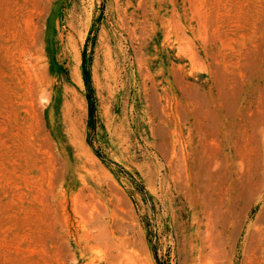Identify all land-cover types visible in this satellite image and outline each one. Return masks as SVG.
Here are the masks:
<instances>
[{
	"label": "rangeland",
	"instance_id": "374dc122",
	"mask_svg": "<svg viewBox=\"0 0 264 264\" xmlns=\"http://www.w3.org/2000/svg\"><path fill=\"white\" fill-rule=\"evenodd\" d=\"M0 264H264V0H0Z\"/></svg>",
	"mask_w": 264,
	"mask_h": 264
},
{
	"label": "trees",
	"instance_id": "16d2710c",
	"mask_svg": "<svg viewBox=\"0 0 264 264\" xmlns=\"http://www.w3.org/2000/svg\"><path fill=\"white\" fill-rule=\"evenodd\" d=\"M91 110L93 111V105L91 104Z\"/></svg>",
	"mask_w": 264,
	"mask_h": 264
}]
</instances>
